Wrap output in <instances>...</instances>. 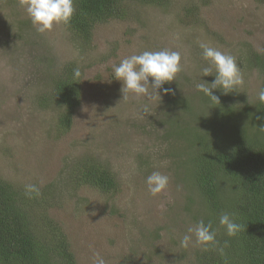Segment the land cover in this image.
I'll list each match as a JSON object with an SVG mask.
<instances>
[{"label":"rangeland","instance_id":"rangeland-1","mask_svg":"<svg viewBox=\"0 0 264 264\" xmlns=\"http://www.w3.org/2000/svg\"><path fill=\"white\" fill-rule=\"evenodd\" d=\"M124 1L129 18L97 26L84 48L63 24L38 33L19 0H0V176L20 190L35 184L44 192L47 212L62 226L78 264H93L96 253L106 264H189L202 248L184 249L180 239L204 212L192 188L190 140L209 131L220 141L223 118L247 122L248 111L254 114L264 74L249 56L264 55V0ZM198 39L233 55L241 69L244 82L234 92L213 89L220 103L208 102L197 88L215 79L203 77L208 64ZM165 48L183 58L176 81L164 85L172 91L161 89L159 97L149 86L155 99L122 100L113 65ZM71 63L82 72L81 104L71 129L61 132L62 108L41 105L40 96ZM225 103L234 110L226 117ZM80 160L110 170L117 191L77 187L73 168ZM153 171L170 178L157 196L146 184Z\"/></svg>","mask_w":264,"mask_h":264},{"label":"trees","instance_id":"trees-1","mask_svg":"<svg viewBox=\"0 0 264 264\" xmlns=\"http://www.w3.org/2000/svg\"><path fill=\"white\" fill-rule=\"evenodd\" d=\"M136 1L156 5L163 0ZM74 7L71 22L64 26L84 48L97 26L131 15L124 0H74ZM249 58L264 74V55ZM74 68L72 63L61 68L52 76L50 90L40 96L41 105L54 102L62 108L57 124L61 132L71 129L81 104V78L73 79ZM221 107L226 109L224 117L234 112L226 103ZM251 114L246 115L247 122L241 117L227 124L223 118L218 124L227 129L218 130L220 141H213L209 131L190 140L192 188L202 200V219L212 221L224 251L200 249L189 264H264V104L258 102ZM176 123L173 129L183 132ZM73 169L71 180L77 187L89 186L105 194L117 191L115 175L99 163L80 160ZM48 205L44 192L29 197L25 189L0 176V264H78L62 226L47 212ZM223 212L242 226L234 237H228L219 225Z\"/></svg>","mask_w":264,"mask_h":264},{"label":"clouds","instance_id":"clouds-1","mask_svg":"<svg viewBox=\"0 0 264 264\" xmlns=\"http://www.w3.org/2000/svg\"><path fill=\"white\" fill-rule=\"evenodd\" d=\"M19 3L25 9L36 31L41 34L52 31L58 25H68L76 12L74 0H19ZM197 44L201 49L202 58L208 64L202 69L203 77H215L212 82L204 81L198 84L197 88L210 99L220 103L219 98L213 94V89H221L225 94L234 92L244 82L241 69L233 55L224 53L199 39ZM182 59L180 52L167 48L145 50L121 59L118 64L113 65L112 72L114 79L121 82L122 100L127 101L130 95L155 99V95L149 92V86L159 97H161L159 94L161 89L165 94L172 91L164 85L176 81L178 74L183 70ZM81 76L80 68H74L73 79L79 80ZM257 99L259 103L264 104V88L258 91ZM143 111L145 115L149 114L147 106ZM169 183V176L160 171H153L146 178L147 189L152 196L165 191ZM25 194L29 197L39 196L40 188L35 184L25 185ZM219 225L224 228L228 237L236 236L242 229V226L227 212L220 214ZM180 246L184 249L198 246L203 251L217 248L221 254L224 251L219 247L217 230L212 221L206 223L204 219L196 221L187 228L180 239ZM93 264H106V262L99 253H96Z\"/></svg>","mask_w":264,"mask_h":264}]
</instances>
